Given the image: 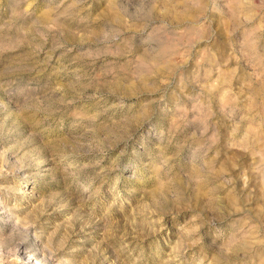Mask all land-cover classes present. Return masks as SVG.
<instances>
[{
    "label": "rangeland",
    "instance_id": "1",
    "mask_svg": "<svg viewBox=\"0 0 264 264\" xmlns=\"http://www.w3.org/2000/svg\"><path fill=\"white\" fill-rule=\"evenodd\" d=\"M35 260L264 264V0H0V264Z\"/></svg>",
    "mask_w": 264,
    "mask_h": 264
},
{
    "label": "bare ground",
    "instance_id": "2",
    "mask_svg": "<svg viewBox=\"0 0 264 264\" xmlns=\"http://www.w3.org/2000/svg\"><path fill=\"white\" fill-rule=\"evenodd\" d=\"M24 257H25V256H24ZM26 258L29 259L28 262L32 263V261H30V260H31V255H30V257L27 255ZM25 261H26V259H25ZM33 261H34V260H33ZM35 264H40V263H39L37 260H35Z\"/></svg>",
    "mask_w": 264,
    "mask_h": 264
}]
</instances>
